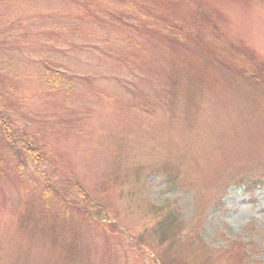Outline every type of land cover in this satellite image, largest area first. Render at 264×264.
<instances>
[{"label":"rangeland","instance_id":"374dc122","mask_svg":"<svg viewBox=\"0 0 264 264\" xmlns=\"http://www.w3.org/2000/svg\"><path fill=\"white\" fill-rule=\"evenodd\" d=\"M0 90V264H264V0H0Z\"/></svg>","mask_w":264,"mask_h":264},{"label":"trees","instance_id":"16d2710c","mask_svg":"<svg viewBox=\"0 0 264 264\" xmlns=\"http://www.w3.org/2000/svg\"><path fill=\"white\" fill-rule=\"evenodd\" d=\"M48 80L57 81L55 77H49ZM55 83V82H54ZM4 93L0 90V134L6 144V149L12 152H17V143L23 144V148L27 151V156L32 161L34 166L41 162L42 153L38 146L28 139L27 133L22 131L19 126H15L11 119V115L3 101ZM168 166L162 167L161 170L166 174ZM172 176L170 175L169 178ZM264 187V182L259 179H254L249 182L246 187ZM152 214L156 216L157 220L154 224L153 235L159 244L167 243L169 248L174 243H178L180 239L182 224L179 216L170 206H161L159 208H152ZM239 259L240 254H236Z\"/></svg>","mask_w":264,"mask_h":264}]
</instances>
